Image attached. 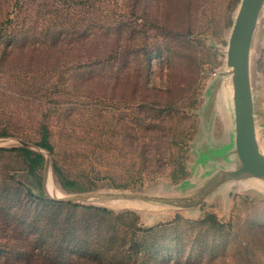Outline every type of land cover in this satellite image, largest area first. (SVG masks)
<instances>
[{
    "label": "rangeland",
    "instance_id": "374dc122",
    "mask_svg": "<svg viewBox=\"0 0 264 264\" xmlns=\"http://www.w3.org/2000/svg\"><path fill=\"white\" fill-rule=\"evenodd\" d=\"M240 2L204 0L195 9L185 35L192 84L187 98L168 107L161 91L153 101L134 100L128 83L94 89L71 82L62 58L30 63L0 52V147L6 149L0 151V215L16 205L33 210L22 188L34 187L36 200L113 209V218L91 220L107 243H133V264H264V178L251 175L231 185L219 179L230 178L239 164L227 48ZM19 34L25 45L35 39ZM151 68L162 89L161 65L154 60ZM249 76L257 147L264 153V5L250 44ZM45 124L52 150L36 144ZM21 147L43 156L40 176L30 177L25 158L10 150ZM64 177L73 185L62 184ZM186 194L176 201L197 206L153 219L146 212L161 199Z\"/></svg>",
    "mask_w": 264,
    "mask_h": 264
},
{
    "label": "trees",
    "instance_id": "16d2710c",
    "mask_svg": "<svg viewBox=\"0 0 264 264\" xmlns=\"http://www.w3.org/2000/svg\"><path fill=\"white\" fill-rule=\"evenodd\" d=\"M146 1L0 0V52L30 63L62 58L71 82L94 89L128 83L134 100L153 101L161 91L168 107L187 98L192 84L193 57L186 53L185 35L204 0ZM19 33L35 39L24 38L25 45ZM154 60L165 74L162 89L152 80ZM48 127L36 144L52 150ZM10 150L25 158L30 177L40 176L41 154L26 147ZM64 178L62 184L73 185ZM22 192L33 210L16 205L0 215V264H133V243H107V234L91 220L113 218V209L44 196L36 200L34 187Z\"/></svg>",
    "mask_w": 264,
    "mask_h": 264
},
{
    "label": "water",
    "instance_id": "95a60500",
    "mask_svg": "<svg viewBox=\"0 0 264 264\" xmlns=\"http://www.w3.org/2000/svg\"><path fill=\"white\" fill-rule=\"evenodd\" d=\"M263 5L264 0H241L230 33L227 64L232 67L233 72L235 153L239 164L229 172L230 178L225 179V181L233 179L239 182L240 179H245V176L249 177L251 175L264 178V153L257 147L249 76L250 44ZM22 143L26 144L24 141ZM223 177L221 176L219 179L223 181ZM218 181L213 186L221 182ZM188 195L170 197L179 198Z\"/></svg>",
    "mask_w": 264,
    "mask_h": 264
},
{
    "label": "crops",
    "instance_id": "0c3cea01",
    "mask_svg": "<svg viewBox=\"0 0 264 264\" xmlns=\"http://www.w3.org/2000/svg\"><path fill=\"white\" fill-rule=\"evenodd\" d=\"M247 178H248V176L247 177L245 176V179H247ZM248 179H250V178H248ZM225 183H226V181H222L221 185H224ZM229 183H230V185L231 184H235V183L237 184L238 180H233L232 179V180L229 181ZM177 198L178 197L172 198V199L169 198L168 200L161 199L159 201H162L163 203H161V205L157 209H155V210L150 209V210H147L146 212H148L149 216L153 219L152 215L154 213H158V212L164 213V212H166L169 209L178 210V209L181 208V206H185V208H187V209H191L192 207L197 206V204H195L193 201H190L188 203L186 202V204L183 205L182 201L179 202V203L176 201ZM148 200H151V199H148Z\"/></svg>",
    "mask_w": 264,
    "mask_h": 264
}]
</instances>
